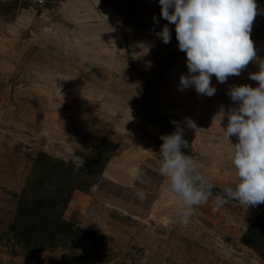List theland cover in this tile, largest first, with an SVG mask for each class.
I'll return each instance as SVG.
<instances>
[{"label":"rangeland","instance_id":"1","mask_svg":"<svg viewBox=\"0 0 264 264\" xmlns=\"http://www.w3.org/2000/svg\"><path fill=\"white\" fill-rule=\"evenodd\" d=\"M256 3L257 61L226 83L212 76L209 97L180 90L187 57L159 0H0V264H264V204H212L235 179L238 140L224 139L220 113L238 105L227 92L257 87L249 73L264 61ZM166 24L168 44L157 35ZM172 121L215 185L187 225L159 172ZM46 161L74 168L38 175Z\"/></svg>","mask_w":264,"mask_h":264},{"label":"clouds","instance_id":"2","mask_svg":"<svg viewBox=\"0 0 264 264\" xmlns=\"http://www.w3.org/2000/svg\"><path fill=\"white\" fill-rule=\"evenodd\" d=\"M161 17L175 25L179 50L186 53L189 75L180 77V90L195 87L198 94L211 97L216 88L212 76L223 84L230 76H239L250 62L257 61V50L251 38V30L260 9L256 0H159ZM156 21V17H153ZM165 44L171 41V30L164 25L157 33ZM249 79L258 82L250 85L231 86L227 92L238 107L227 113L221 109L222 119L227 116L224 139L238 140L232 144V165L235 170L234 186L216 193L212 204L218 209L229 201L256 207L264 204V61L259 70L249 73ZM188 127L195 122L185 118ZM176 131L162 135L163 143L159 172L167 181L170 192L183 205L177 213L179 223L187 225L196 207L207 204L213 197L214 184L204 176L197 161L181 151L185 141L183 128L176 121ZM77 170L85 160L75 157ZM131 175L143 182L144 173L137 166ZM143 200L145 194L137 193Z\"/></svg>","mask_w":264,"mask_h":264},{"label":"trees","instance_id":"3","mask_svg":"<svg viewBox=\"0 0 264 264\" xmlns=\"http://www.w3.org/2000/svg\"><path fill=\"white\" fill-rule=\"evenodd\" d=\"M183 150V148H181V151ZM97 155H99V151L97 152ZM102 157V156H99ZM107 159V157H103V163L104 161ZM37 161H39L40 163L42 162V159L39 157L37 159ZM46 163H48L49 165L40 167L37 169V174L38 175H42L45 173L50 174L51 176L55 175V174H60L61 177H68L67 175L70 174L74 168L72 163H67V162H63V161H59V162H54L53 164L49 163L46 161ZM60 193H62V190H58Z\"/></svg>","mask_w":264,"mask_h":264},{"label":"water","instance_id":"4","mask_svg":"<svg viewBox=\"0 0 264 264\" xmlns=\"http://www.w3.org/2000/svg\"><path fill=\"white\" fill-rule=\"evenodd\" d=\"M167 133V135H169V134H172L173 132H166Z\"/></svg>","mask_w":264,"mask_h":264},{"label":"built area","instance_id":"5","mask_svg":"<svg viewBox=\"0 0 264 264\" xmlns=\"http://www.w3.org/2000/svg\"><path fill=\"white\" fill-rule=\"evenodd\" d=\"M162 143H163V141H161V142L159 143L160 147H161Z\"/></svg>","mask_w":264,"mask_h":264}]
</instances>
